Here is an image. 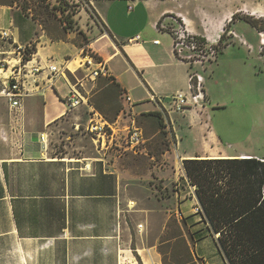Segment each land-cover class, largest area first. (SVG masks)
<instances>
[{"label":"crops","instance_id":"0c3cea01","mask_svg":"<svg viewBox=\"0 0 264 264\" xmlns=\"http://www.w3.org/2000/svg\"><path fill=\"white\" fill-rule=\"evenodd\" d=\"M190 1L198 0H88L98 19L97 24L103 29L101 32L96 22L90 20L92 35L95 37L90 38L88 47L106 64L109 77L119 85L122 95H128L133 103L129 111L125 102L120 103L124 111L119 112L114 122L121 127L127 125L131 118L137 124L136 116L159 112L157 106L148 101L149 94L166 99L178 91L186 90L190 73H199L198 66L175 54L174 32L179 26H183L190 37L203 39L204 46L211 48L217 45L222 36L239 39L236 24L243 18L234 19L236 13L256 15V20L264 17V7L261 5L250 6L240 2L241 6L233 7L220 3L209 10L197 6L184 9L183 3ZM121 8L125 14L120 11ZM16 11L15 7L0 6V31L10 32V46L13 48L12 51L0 54L15 53L16 45L31 47L35 44L32 64L48 61L54 63L55 60L62 63L64 56L73 57L71 48L59 46V43H69L54 41L51 37L43 39L38 28L26 26L25 29L18 23L20 16ZM27 32L30 36L26 35ZM136 37H139L138 41H129ZM259 37V46H264V31H260ZM154 41L158 43L154 44ZM97 43L102 45L96 47ZM71 46L75 48V44ZM14 61L17 63L18 60ZM71 66L76 68L75 62ZM10 75L11 72L4 77L7 79L4 85ZM100 79L83 80L81 91L92 111L103 118L89 103L96 94ZM70 80L69 75L67 80L59 78L51 87L41 81V91L29 98L39 97L42 102H23L22 113L17 115L11 114L7 106L10 132H6L0 124V145H10L5 149L0 148V256L5 252V257L12 259L11 250H15L20 254L19 264H78L86 250L78 252L77 247L83 244L97 246L99 240L110 238L88 233L85 226L88 203H102L103 199L117 197L116 181L112 172L106 170L109 166L105 158L102 155L92 158L80 150L52 149L49 141L68 140L71 133L79 134L75 137L78 140L87 137L86 134L82 135V129L91 117L88 107L82 104L68 111L64 104L65 97L69 95ZM170 119L176 137V143L173 144L181 163L193 158L245 156L223 153L206 114L200 115L188 110L172 114ZM2 136H5L3 140ZM184 139L190 145L197 144L195 146L200 147L201 151L194 152L188 148L189 145H183ZM65 146L70 147L68 144ZM109 176L114 178L113 182L107 178ZM183 180L186 192L184 195L181 191L177 193L183 213L177 212L185 216L183 223L194 237L192 234L199 228L197 221H201L205 228L206 225L200 215L193 213V208L198 206L194 188L188 184L185 175ZM137 205V201H128L127 210L147 215L146 209L135 210ZM141 226L139 234L143 233V224ZM156 242L147 247L143 244L137 246L136 251L142 264H162L158 253L159 242ZM194 243L198 248L199 242L194 240ZM28 249L31 251L25 253ZM196 256L205 260L204 255L198 251Z\"/></svg>","mask_w":264,"mask_h":264},{"label":"rangeland","instance_id":"374dc122","mask_svg":"<svg viewBox=\"0 0 264 264\" xmlns=\"http://www.w3.org/2000/svg\"><path fill=\"white\" fill-rule=\"evenodd\" d=\"M240 2L264 7V0H198L183 3L182 7L190 9L197 6L209 10L220 3L233 7L241 6ZM11 7L18 10L16 11L20 16L18 23L24 28L26 26L31 29L38 28L43 39L51 37L54 41L62 40L69 43H59V46L73 50V57L63 55L64 61L72 59L78 61L85 54L94 55L88 44L90 38L95 37L92 35L90 20L94 22L96 20L88 10L90 7L88 0H18L17 4ZM120 11L126 13L122 8ZM236 14L234 19L243 18L236 24L239 39L224 37L225 46H221L213 57L208 53L205 54L207 51L205 47L201 48L203 53L200 55L205 54L203 65L196 66L204 79V90L208 97L205 103L206 115L223 153L264 158V46H259L258 39L260 28L264 26V17L256 20L254 19L256 15ZM250 19L256 21V27L250 24ZM100 30L103 32L101 27ZM26 35L30 36V33L27 32ZM10 43V40H0V52L12 51ZM72 43L75 44V48L71 46ZM101 45L102 43H97L96 47ZM28 48V50L34 48L32 51H36L35 44ZM208 58L210 60H207ZM14 59H17L16 53L0 54V93L6 85L3 84L7 81L4 77L12 71L11 66H16ZM54 63L61 64L56 60ZM68 75L73 79L69 73ZM76 76L82 77L79 72ZM119 101L124 104L123 95L120 96ZM23 102L24 104L41 103L42 98H27ZM8 113L6 100L0 95V124L6 132H10ZM161 120L163 129L158 127L156 121L142 115L136 116L137 126L142 129L145 139L141 146V150L144 151L137 156L122 153L115 147L103 155V152H98L88 136L80 140L75 138L79 134L71 133L69 141L67 138L63 141L49 139L52 149L80 150L88 153L92 158L102 155L109 166L106 168L107 172H112L116 181V199H103L102 203L87 204L85 223L87 232L110 238L99 240L97 246L83 244L77 247L78 252L81 249L86 250L78 264H142L141 257L136 251L138 245L143 244L147 247L153 245L155 241L158 243L166 230H171L166 228L171 220L183 225L185 216L182 220L176 219V212L183 210L179 206L177 193L181 191L184 195L186 192L183 162L181 163L177 157L174 146L176 137L172 125L162 116ZM82 130L84 136L85 128ZM4 138L5 136H2V140ZM183 142V145H189L188 148L194 152L201 151L200 147H196L197 144L190 145L186 139ZM65 144L70 147L64 148ZM9 146V143L8 145L1 143L0 148L5 149ZM88 186H91L90 182ZM128 201H137L139 205L134 209H146L147 215L129 212ZM141 224H143V233L139 234L138 226ZM196 224H199V228L192 234L194 237L188 232L190 229H186L188 236L192 238L189 240V245L197 263L225 264L215 237L205 230L201 221H197ZM82 225L81 223V228ZM194 240L199 242L198 248L194 246ZM30 251L28 249L25 253ZM196 251L203 254L205 260L199 259ZM11 253L12 259H9L3 252L0 256V264L10 262L19 264L20 254L15 250H11Z\"/></svg>","mask_w":264,"mask_h":264},{"label":"trees","instance_id":"16d2710c","mask_svg":"<svg viewBox=\"0 0 264 264\" xmlns=\"http://www.w3.org/2000/svg\"><path fill=\"white\" fill-rule=\"evenodd\" d=\"M17 1L0 0V6L11 7ZM88 10L97 22L94 11L90 7ZM255 23L250 19L253 27ZM260 31H264V26ZM224 37L211 47L215 53L225 46ZM195 40L201 50L205 41L199 37ZM28 49L26 46L23 62L30 60L35 52L34 48ZM121 95V88L113 78L100 79L89 103L108 123H113L122 110ZM142 116L156 121L160 129L164 128L159 112ZM183 169L188 184L194 188L201 220L215 237L225 264H264V158H194L184 160ZM107 178L113 182V177ZM166 228L171 230H166L158 246L161 263L198 264L185 224L171 220Z\"/></svg>","mask_w":264,"mask_h":264},{"label":"built area","instance_id":"2783aa9c","mask_svg":"<svg viewBox=\"0 0 264 264\" xmlns=\"http://www.w3.org/2000/svg\"><path fill=\"white\" fill-rule=\"evenodd\" d=\"M183 21V19H181ZM184 23V21H183ZM11 39V34L7 30L0 31V40L8 41ZM136 37L129 41H138ZM158 41H154L157 44ZM185 48L187 51L194 53L188 59H183L178 54V48ZM205 47V46H204ZM25 48L16 45L15 53L17 56L16 66H12L11 75L8 82L4 86L0 95L6 100L8 110L11 114L22 113V103L24 99L38 94L41 90L39 85L41 81H45L51 87L59 78H66L68 73L73 77L72 81H68L69 95L65 97L64 104L68 111L77 108L80 105H86L90 110V120L85 127V133L93 142L97 150L107 152L114 147L124 153H130L134 156L141 155L144 150L141 146L144 144L145 139L143 131L139 128L134 120L131 118L130 122L125 126H120L118 123L106 122L98 113L92 111L91 107L87 104V100L82 94V81H95L100 78H109V72L106 64L99 60L95 55L85 54L80 57L78 61L67 60L61 64L53 62H45L41 64L35 62L32 64L31 59L23 62L25 55ZM174 48L177 55L188 61L190 64L203 65L205 54H210L212 57L215 52L212 48H206L207 51L204 55H200L202 50L198 47L197 41L190 37L183 26L174 32ZM211 58V57H210ZM208 58L207 60H210ZM76 63V68L73 69L72 63ZM78 72L83 73L82 77H77ZM204 79L201 74L192 72L188 76L187 87L185 91H178L175 94L167 97L166 99L159 98L154 94H149L148 101L155 104L158 108L160 115L165 121H169L172 125L170 116L172 114H180L184 111L193 110L198 114H206L205 103L206 93L204 90ZM124 102L128 111L132 109L133 103L128 95H123ZM124 110L122 109V112ZM207 116V115H206ZM43 141V138H41ZM88 168V166H87ZM200 206L193 208V213L200 215ZM176 217L182 220V215L177 212ZM142 226H138L140 231Z\"/></svg>","mask_w":264,"mask_h":264},{"label":"water","instance_id":"95a60500","mask_svg":"<svg viewBox=\"0 0 264 264\" xmlns=\"http://www.w3.org/2000/svg\"><path fill=\"white\" fill-rule=\"evenodd\" d=\"M178 54L183 59H188L194 55V53L187 51L185 48H178Z\"/></svg>","mask_w":264,"mask_h":264}]
</instances>
